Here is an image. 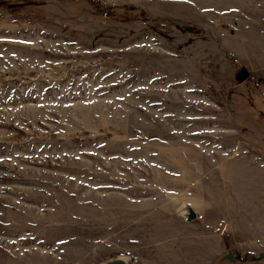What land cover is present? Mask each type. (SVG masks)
<instances>
[{"label":"rangeland","instance_id":"obj_1","mask_svg":"<svg viewBox=\"0 0 264 264\" xmlns=\"http://www.w3.org/2000/svg\"><path fill=\"white\" fill-rule=\"evenodd\" d=\"M261 242L264 0H0V264Z\"/></svg>","mask_w":264,"mask_h":264},{"label":"water","instance_id":"obj_2","mask_svg":"<svg viewBox=\"0 0 264 264\" xmlns=\"http://www.w3.org/2000/svg\"><path fill=\"white\" fill-rule=\"evenodd\" d=\"M195 216H196V212L191 210L190 213L187 215L186 219L190 220L193 219ZM226 257L229 260H234L232 252H228ZM257 258L258 259L264 258V250L258 255ZM102 264H129V260L127 261V263H125V260L119 259L118 257H114V258L106 259Z\"/></svg>","mask_w":264,"mask_h":264},{"label":"bare ground","instance_id":"obj_3","mask_svg":"<svg viewBox=\"0 0 264 264\" xmlns=\"http://www.w3.org/2000/svg\"><path fill=\"white\" fill-rule=\"evenodd\" d=\"M193 210V208L190 206V205H187L185 206V208H181V211H182V216L183 218H186L187 215L190 213V211ZM194 211V210H193ZM195 212V211H194ZM119 259H123L125 260V263H127L128 259L126 256H123V257H118Z\"/></svg>","mask_w":264,"mask_h":264},{"label":"crops","instance_id":"obj_4","mask_svg":"<svg viewBox=\"0 0 264 264\" xmlns=\"http://www.w3.org/2000/svg\"><path fill=\"white\" fill-rule=\"evenodd\" d=\"M259 248H260V250L258 251V254H260L261 253V251H263L264 250V242H261V244H260V246H259ZM227 255V254H226ZM233 257H234V255H233ZM258 257V256H257ZM256 257V260L255 261H252V262H247V263H249V264H260V263H264V261H261V259H263V258H261V259H258ZM235 260H237V258H234V260H229L228 259V261L230 262V263H233Z\"/></svg>","mask_w":264,"mask_h":264},{"label":"built area","instance_id":"obj_5","mask_svg":"<svg viewBox=\"0 0 264 264\" xmlns=\"http://www.w3.org/2000/svg\"><path fill=\"white\" fill-rule=\"evenodd\" d=\"M237 259H238L239 261H242V260H244V256H243V255H240V256L237 257Z\"/></svg>","mask_w":264,"mask_h":264},{"label":"trees","instance_id":"obj_6","mask_svg":"<svg viewBox=\"0 0 264 264\" xmlns=\"http://www.w3.org/2000/svg\"><path fill=\"white\" fill-rule=\"evenodd\" d=\"M95 4H96V6H97L98 3H95ZM131 9L133 10L134 8H131Z\"/></svg>","mask_w":264,"mask_h":264}]
</instances>
